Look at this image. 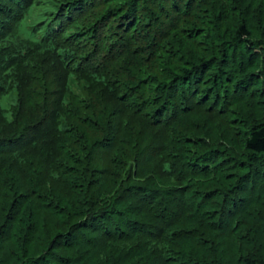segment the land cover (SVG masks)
Segmentation results:
<instances>
[{"label":"trees","instance_id":"obj_1","mask_svg":"<svg viewBox=\"0 0 264 264\" xmlns=\"http://www.w3.org/2000/svg\"><path fill=\"white\" fill-rule=\"evenodd\" d=\"M0 264H264V0H0Z\"/></svg>","mask_w":264,"mask_h":264}]
</instances>
